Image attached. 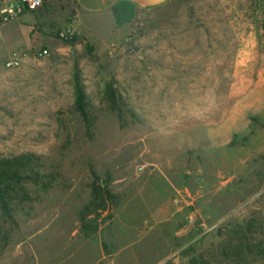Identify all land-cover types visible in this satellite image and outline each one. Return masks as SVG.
I'll list each match as a JSON object with an SVG mask.
<instances>
[{"label": "rangeland", "instance_id": "374dc122", "mask_svg": "<svg viewBox=\"0 0 264 264\" xmlns=\"http://www.w3.org/2000/svg\"><path fill=\"white\" fill-rule=\"evenodd\" d=\"M21 154L0 264H264L222 248L264 244V0L0 19V155ZM94 181L118 199L82 226Z\"/></svg>", "mask_w": 264, "mask_h": 264}, {"label": "trees", "instance_id": "16d2710c", "mask_svg": "<svg viewBox=\"0 0 264 264\" xmlns=\"http://www.w3.org/2000/svg\"><path fill=\"white\" fill-rule=\"evenodd\" d=\"M75 94L77 108L81 113H84L85 93L78 82L75 83ZM130 112L139 117L135 111L130 109ZM32 157H36V155H0V210L4 215L11 217L12 201L18 196H23L21 194L24 190L22 183L34 172L30 163ZM117 199V193L112 192L106 186L99 185L97 181L92 182L90 198L84 205V211L80 216L82 226L86 225L84 220L87 215L108 210L109 204L116 202ZM91 220L95 221V219ZM222 248L228 257L238 258L240 261L247 255H264V244L252 240L242 227L233 230L226 245ZM200 262L211 264L206 259H202Z\"/></svg>", "mask_w": 264, "mask_h": 264}, {"label": "crops", "instance_id": "0c3cea01", "mask_svg": "<svg viewBox=\"0 0 264 264\" xmlns=\"http://www.w3.org/2000/svg\"><path fill=\"white\" fill-rule=\"evenodd\" d=\"M79 11L84 14H101L125 4L138 7H155L171 0H73Z\"/></svg>", "mask_w": 264, "mask_h": 264}, {"label": "built area", "instance_id": "2783aa9c", "mask_svg": "<svg viewBox=\"0 0 264 264\" xmlns=\"http://www.w3.org/2000/svg\"><path fill=\"white\" fill-rule=\"evenodd\" d=\"M46 0H12L10 3H6V6L0 10V19L4 22L11 21L14 18L23 15L24 13L34 11L41 7ZM47 53V49L43 48L37 51V55L42 56ZM20 58L17 54H14L8 61L9 66L18 65Z\"/></svg>", "mask_w": 264, "mask_h": 264}]
</instances>
